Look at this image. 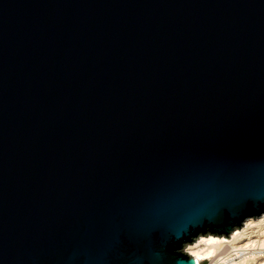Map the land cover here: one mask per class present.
<instances>
[{
  "label": "water",
  "instance_id": "water-1",
  "mask_svg": "<svg viewBox=\"0 0 264 264\" xmlns=\"http://www.w3.org/2000/svg\"><path fill=\"white\" fill-rule=\"evenodd\" d=\"M264 214V0H0V264H196Z\"/></svg>",
  "mask_w": 264,
  "mask_h": 264
},
{
  "label": "bare ground",
  "instance_id": "bare-ground-1",
  "mask_svg": "<svg viewBox=\"0 0 264 264\" xmlns=\"http://www.w3.org/2000/svg\"><path fill=\"white\" fill-rule=\"evenodd\" d=\"M197 264H264V214L247 219L229 238L207 235L185 248Z\"/></svg>",
  "mask_w": 264,
  "mask_h": 264
},
{
  "label": "built area",
  "instance_id": "built-area-1",
  "mask_svg": "<svg viewBox=\"0 0 264 264\" xmlns=\"http://www.w3.org/2000/svg\"><path fill=\"white\" fill-rule=\"evenodd\" d=\"M196 264H197V261H196Z\"/></svg>",
  "mask_w": 264,
  "mask_h": 264
},
{
  "label": "rangeland",
  "instance_id": "rangeland-1",
  "mask_svg": "<svg viewBox=\"0 0 264 264\" xmlns=\"http://www.w3.org/2000/svg\"><path fill=\"white\" fill-rule=\"evenodd\" d=\"M203 264H205V263H203Z\"/></svg>",
  "mask_w": 264,
  "mask_h": 264
}]
</instances>
